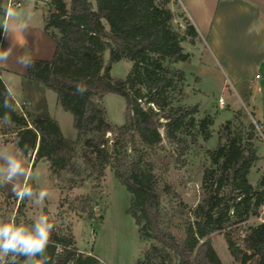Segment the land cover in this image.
<instances>
[{
  "label": "trees",
  "instance_id": "obj_1",
  "mask_svg": "<svg viewBox=\"0 0 264 264\" xmlns=\"http://www.w3.org/2000/svg\"><path fill=\"white\" fill-rule=\"evenodd\" d=\"M170 1L50 0L45 30L56 43L55 55L51 60L32 58L34 66H28L26 76L58 94L62 107L73 114L78 137L67 138L56 119L21 114L0 66V121L15 126L13 138L7 141L30 161L34 153L36 159H46L54 173L78 171L75 157L80 146L83 163L97 169L98 176L112 165L130 191L129 212L141 238L156 241L139 264H223L211 240L213 233L223 231L233 256L240 258L250 252L249 264H264V218L251 224L245 235L234 228L259 217L264 207V176L257 185L248 176L259 158L254 123L247 136L233 120L224 124L217 145L207 149L209 165L199 201L194 206L181 202L186 210L180 212L187 215L183 236L170 228L171 215L163 204L152 160L162 144V121L169 126V136L177 130L193 140L198 136L209 140L214 123L212 116L198 120L194 107L166 109L170 94L181 93L180 84L186 79L185 71L174 68L172 62L190 57L183 50L184 36L173 25L176 14L166 7ZM4 2L0 0V15L6 8ZM185 19L188 32L197 35L194 24ZM2 35L0 28V46ZM123 59L133 66L125 78H115L110 74L112 64ZM144 85L148 92L142 91ZM108 93L122 95L127 101V121L116 128L108 122L102 103ZM110 131L116 135L109 145L106 133ZM164 190L172 192V186L167 183ZM50 240L54 245L49 244L51 259L45 264L101 263L96 255L78 250L72 233L62 236L54 225ZM28 259L27 254L18 253L19 264Z\"/></svg>",
  "mask_w": 264,
  "mask_h": 264
},
{
  "label": "rangeland",
  "instance_id": "obj_2",
  "mask_svg": "<svg viewBox=\"0 0 264 264\" xmlns=\"http://www.w3.org/2000/svg\"><path fill=\"white\" fill-rule=\"evenodd\" d=\"M49 2L50 0L47 6H44L49 8ZM186 6L191 9L186 0H172L166 5L176 14L173 21L174 28L184 36L183 50L190 55L187 61L172 62L174 68L185 71L186 79L180 84L181 93L170 94L166 109L180 106L194 107L193 114L198 120L212 116L214 123L210 127L212 137L209 140H205L203 136L193 140L191 136H181L177 130L172 131L169 136V126L165 120L162 121L164 124L160 128L162 144L159 150L152 154V160L156 174L160 178L163 204L171 215L170 228L177 236H183V224L187 217L186 213L180 212L185 209L181 206V202L194 206L199 201L205 168L209 165L207 149L217 145L220 131L228 120H233L236 127L240 126L246 132V136L250 124H255L254 143L259 158L253 163L248 176L254 185H257L264 176V131L244 103L232 104L225 100L224 105L220 104V97L224 96L225 99H232V95L237 99L239 97L229 83L223 68L215 62L207 38L199 32L197 35L188 32V22L185 19ZM189 21L192 23L190 19ZM104 58L107 62L109 50L105 51ZM132 66L131 61L120 60L112 64L110 74L115 78H125ZM141 89L144 93L149 91L147 85L142 86ZM53 93L58 96L55 91ZM102 103L106 108L107 120L114 128L126 123L127 101L124 96L108 93L102 98ZM47 105L44 113L52 115L51 118L57 117L67 138L77 139L78 132L74 127L73 114L66 111L56 98H49ZM148 105L144 104V106ZM150 105L158 110L157 105ZM16 109L27 118L39 115L31 112L25 103L16 106ZM14 130V124L0 121V148L14 144L7 141L13 138ZM115 135V131L106 133L109 145ZM26 159L22 158L19 162L18 157L11 155L9 160L19 162L21 166L23 162L31 163L23 185L7 183L0 162V208H2L0 217L4 224L11 221L10 218L16 209V226L23 225L30 229L34 228L41 216L47 215L58 234L63 236L72 233L74 245L78 250L93 253L101 263L139 264L143 260L145 250L156 241L141 238L138 226L129 212L130 191L116 177L112 165H107L103 175L98 176L97 169L89 168L83 163L81 146L78 147L75 157L78 164L76 172L54 173L49 162L46 159H36L35 153L31 161L29 158ZM33 162H35L34 167ZM90 172L92 177L87 178ZM167 183L172 186V192L164 190V185ZM25 186H28L30 194L25 195L22 200L18 199L16 193L23 191ZM42 192L46 193L43 198ZM175 192L178 196L174 194ZM263 218L264 207L259 217H252L234 228L245 235L251 224ZM225 234L226 231L211 235L212 244L223 264H249L250 252L240 258L233 256L228 249Z\"/></svg>",
  "mask_w": 264,
  "mask_h": 264
},
{
  "label": "crops",
  "instance_id": "obj_3",
  "mask_svg": "<svg viewBox=\"0 0 264 264\" xmlns=\"http://www.w3.org/2000/svg\"><path fill=\"white\" fill-rule=\"evenodd\" d=\"M48 1L23 0L22 6L12 7L17 16L9 22L7 34L0 27L3 31L0 47L10 48L11 54L7 64L0 66L16 106L25 103L31 112L52 117L44 112L49 98L59 100L58 96L26 76L32 58L51 60L55 55L56 43L45 30L48 8L44 5L47 6ZM186 1L191 8L186 6V16L197 32L207 38L215 62L223 68L239 97L232 95V99H224L227 103H244L264 131V0ZM4 5L6 7V0ZM4 20V14L0 15V25ZM20 24H27V27L20 28ZM53 118L59 122L57 117ZM11 155L18 157L19 162L22 158L27 160L14 144L0 148L4 177L9 184L23 185L31 163L23 162L15 174L9 175Z\"/></svg>",
  "mask_w": 264,
  "mask_h": 264
},
{
  "label": "clouds",
  "instance_id": "obj_4",
  "mask_svg": "<svg viewBox=\"0 0 264 264\" xmlns=\"http://www.w3.org/2000/svg\"><path fill=\"white\" fill-rule=\"evenodd\" d=\"M19 7V5L17 6ZM5 20L0 27H3L5 34L9 31V22L14 20L17 16L16 11L11 7L4 9ZM19 27L26 28L27 24H20ZM10 48L0 47V65L7 64V58L11 54ZM28 66H34V61H30ZM21 168V164L15 160L9 161V175L15 174ZM30 191L24 189L16 193L18 199H23L25 195H29ZM46 193L42 192L41 197ZM53 229L52 222L49 221L47 215L41 216L35 223L34 228L27 226H16L15 221L12 220L7 224L0 223V255L12 253L27 254L28 260L22 262V264H45L46 260L51 259L48 254L49 244L54 242L50 240L51 231ZM37 254H41L40 258H37Z\"/></svg>",
  "mask_w": 264,
  "mask_h": 264
},
{
  "label": "built area",
  "instance_id": "obj_5",
  "mask_svg": "<svg viewBox=\"0 0 264 264\" xmlns=\"http://www.w3.org/2000/svg\"><path fill=\"white\" fill-rule=\"evenodd\" d=\"M23 4V0H6V8L11 6V7H14V6H22ZM220 101V104L224 105L225 104V99L224 97H220L219 99ZM1 178V176H0ZM2 208H0V212H1ZM16 212H17V209L15 210V213L12 215V217L10 218V220H14L15 221V217H16ZM0 223H4L3 220L1 219L0 217ZM0 264H19L18 263V253H12V252H9L7 254H4V255H0ZM32 264V262L30 263ZM100 264H105V263H100Z\"/></svg>",
  "mask_w": 264,
  "mask_h": 264
}]
</instances>
